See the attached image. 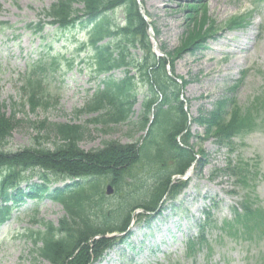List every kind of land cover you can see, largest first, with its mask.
Masks as SVG:
<instances>
[{
	"label": "rangeland",
	"instance_id": "374dc122",
	"mask_svg": "<svg viewBox=\"0 0 264 264\" xmlns=\"http://www.w3.org/2000/svg\"><path fill=\"white\" fill-rule=\"evenodd\" d=\"M56 1L0 0V112L9 117L13 103L18 104L12 135L4 149H54L62 141L48 125L53 123L83 126L85 133L79 146L86 151L101 148L110 140L120 143L140 140L141 144L145 130L138 122L146 85L141 80L137 83L136 101L126 122L103 125L95 121L100 112L83 110L101 81L110 75L95 73L89 62L92 54L89 49L78 51L79 45L87 40L88 27L77 24L64 29L45 25L40 32L29 28L39 20H50L40 13ZM140 3V12L147 17L148 28L153 29L156 46L171 55L182 46L186 31L192 27L189 18L192 13L188 9L192 4H204L207 15L218 24L217 33L207 40L204 48L195 52L182 50L173 62L175 76L186 81L181 83L182 98L191 117L189 144L198 159L192 164L187 186L180 194L169 200L164 197L148 223L145 219L139 222L136 216L139 211L135 210L125 242L108 250L96 264H264L260 260L264 257V238L233 230L226 233L222 229L223 222L233 218L232 206L240 209L243 191H252L256 205L264 208L263 122L256 130L237 136L234 152L229 153L213 139H202L204 127L192 121L201 112L211 110L218 99L233 97L242 108L264 97V0H140ZM248 12L251 15L246 26L237 29L225 26L232 16ZM110 16L117 24L123 19L120 10ZM131 51L136 57L141 56L140 49ZM39 60L46 61L42 76L49 104L31 111L27 105L21 107L25 99L22 82L29 65ZM111 75L120 79L125 72L119 68ZM261 115L264 121L263 111ZM228 159L236 163L239 159L248 165L252 176L248 188L224 174ZM135 177L152 183L144 161L126 174L121 192L107 195L106 180L102 186L106 206L117 207L126 193L139 196L140 190L130 183ZM178 179L186 178L174 175L171 183ZM31 181L40 182L36 177ZM21 186L26 187L24 183ZM212 205L216 207L210 215L216 224L204 231L208 244L189 253L187 240L198 234L197 224L202 223L204 210ZM63 215L62 206L47 197L26 200L14 207L11 217L0 223V264H50L36 255L38 245L28 238V232L40 229L35 220L57 226Z\"/></svg>",
	"mask_w": 264,
	"mask_h": 264
},
{
	"label": "trees",
	"instance_id": "16d2710c",
	"mask_svg": "<svg viewBox=\"0 0 264 264\" xmlns=\"http://www.w3.org/2000/svg\"><path fill=\"white\" fill-rule=\"evenodd\" d=\"M188 9L192 13L189 16L192 27L186 31L182 46L172 52L174 55L165 53L162 48L163 56L153 52L148 23L137 0H57L40 13L50 18L49 21L39 20L34 27L29 25L36 32L42 31L45 25L64 29L77 24L88 27L87 40L79 45L78 51H91L89 62L95 73H110L83 109L100 112L95 121L103 125L126 122L136 101L137 83L141 80L147 87L138 124L143 130L149 126L141 144L140 140L132 143L110 140L101 148L86 151L79 146L85 133L83 126L53 123L48 125L62 141L54 149L26 147L7 151L4 147L12 135L18 104L13 103V113L9 117L0 112V223L8 219L14 207L22 205L26 198L37 201L47 197L60 204L64 215L57 226L35 220L40 223V229L28 232V238L38 245L34 250L36 255L50 264L99 261L107 250L125 241L124 236L105 235L126 234L135 209L143 210L138 214V220L145 219L148 223L164 197L173 199L187 186L188 179L171 183L172 176L185 174L198 159L189 144L191 117L182 98L181 83L186 81L175 76L173 62L182 50L195 52L204 48L207 40L218 31V24L207 15L204 4H192ZM117 10L123 15L120 24L110 16ZM248 13L232 16L225 26L229 29L246 26L251 15ZM135 48L140 49L141 56L132 53ZM45 65V60L29 65L30 70L22 82L25 99L21 107L27 105L34 111L49 104L43 87ZM119 68L124 69L125 75L114 79L111 72ZM262 111L264 97L242 108L233 97H227L218 99L211 110L201 112L192 121L204 127L202 139L211 138L219 148L232 153L237 136L256 130L261 122L264 125ZM143 161L151 173L152 183L135 177L130 183L140 190L139 196L126 193L120 197L122 201L117 207L106 206L103 183L108 180L115 193L121 192L126 174ZM241 162L228 159L223 171L236 178L238 185L245 189L250 186L252 176L247 170L248 165ZM33 177L40 182H32ZM23 183L27 188L21 186ZM243 192L240 209L232 206L233 218L225 220L222 229L226 233L233 230L264 238V208L256 205L252 191ZM215 207L212 205L204 210L202 223L197 224L198 234L187 240L189 253L208 244L204 231L216 224L210 215ZM260 260L264 263V257Z\"/></svg>",
	"mask_w": 264,
	"mask_h": 264
},
{
	"label": "water",
	"instance_id": "95a60500",
	"mask_svg": "<svg viewBox=\"0 0 264 264\" xmlns=\"http://www.w3.org/2000/svg\"><path fill=\"white\" fill-rule=\"evenodd\" d=\"M141 6V4L139 3V7ZM145 20L147 21V19L145 18ZM153 49H155V43H153ZM155 51V50H154ZM156 52V51H155ZM191 170H192V167L190 168V171L188 172V174L186 175V176H188L189 174H190V172H191ZM106 193L107 194H111L112 193V188H111V186L110 185H108L107 186V188H106ZM112 236V235H111Z\"/></svg>",
	"mask_w": 264,
	"mask_h": 264
},
{
	"label": "bare ground",
	"instance_id": "6f19581e",
	"mask_svg": "<svg viewBox=\"0 0 264 264\" xmlns=\"http://www.w3.org/2000/svg\"><path fill=\"white\" fill-rule=\"evenodd\" d=\"M148 32L150 33V35H152V34H153V32H152V30H151L150 28H148ZM156 50H158V51H159L158 47H156Z\"/></svg>",
	"mask_w": 264,
	"mask_h": 264
}]
</instances>
